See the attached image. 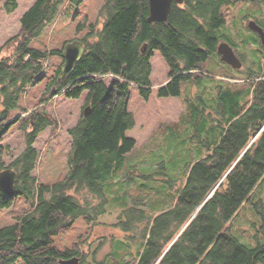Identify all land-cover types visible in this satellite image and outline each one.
Wrapping results in <instances>:
<instances>
[{"label": "trees", "instance_id": "obj_1", "mask_svg": "<svg viewBox=\"0 0 264 264\" xmlns=\"http://www.w3.org/2000/svg\"><path fill=\"white\" fill-rule=\"evenodd\" d=\"M71 1L78 5L83 0ZM65 2L34 0L20 19L19 31L0 46V144L14 127L26 143L10 162L5 158L11 155L10 146L0 145V172L12 168L18 174L15 187L0 192V208H10L20 196L29 202L24 215L0 228V264L19 259L25 264H64L75 256L81 258L80 264L86 262L85 239L63 251L53 244V237L69 230L81 216L95 228L107 213L104 181L137 144L127 136L135 124L128 109L130 89L137 85L142 96L149 97L156 50L170 66L168 82L158 87L160 96L180 95L184 81L200 87L205 76L224 77L229 83L214 86L222 134L208 144L204 157L188 167L170 208L150 216L143 202L134 201L119 214L112 226L139 244L136 255L120 264L264 263V243L248 247L228 226L264 177V54L259 62L253 59L252 67L235 69V76H212L206 70L221 40L229 41L217 31L227 23L224 7L237 0L174 2L167 21L152 23L149 0H105L97 22L87 17L78 24V32L87 33L80 39L85 53L74 72L59 80V65L40 102L29 112L21 101L28 88L45 77L48 56L59 55L64 62L63 50L44 52L31 44L55 21ZM18 6L19 0H5L9 12ZM59 94L85 98L81 116L69 130L73 140L69 173L46 185L34 175L39 158L35 143L46 128L59 129L58 118L46 108ZM88 106L90 112L85 114ZM204 106L206 111L210 108ZM261 214L264 232L263 208Z\"/></svg>", "mask_w": 264, "mask_h": 264}, {"label": "rangeland", "instance_id": "obj_2", "mask_svg": "<svg viewBox=\"0 0 264 264\" xmlns=\"http://www.w3.org/2000/svg\"><path fill=\"white\" fill-rule=\"evenodd\" d=\"M33 2L19 0L18 8L9 12L5 0H0V46L19 31L20 19ZM104 3L105 0H83L77 5L66 0L55 21L32 41L31 46L44 52L63 50L69 42L86 35L87 30L78 32V24L87 17L90 22H97ZM223 10L227 23L217 31L218 34L229 39L237 53L242 54L247 66L252 65L253 59L259 62L257 59L263 54L253 44L257 35L248 28V16L264 24V0H237ZM221 41L229 42L226 39ZM47 61L49 66L45 77L30 86L21 101L29 112L40 102L49 78L63 64L59 55H49ZM151 64L153 87L149 97L142 96L137 85H132L130 89L128 109L134 116L135 124L127 131V136L134 138L137 144L104 181L109 199L107 213L100 217V224L95 228L81 216L69 230L53 237V244L63 251L72 249L74 243L85 239L89 251L83 264H120L134 257L139 244L126 239L121 230L112 226L118 222L119 214L134 201L143 202V208L150 216L170 208L186 178L188 167L204 157L208 153V144L214 143L222 134V118L216 113L218 98L214 86H228L229 83L221 79L224 77L215 80L205 76L200 87H192L190 81H184L180 95L160 96L158 87L168 82L170 66L158 50L154 52ZM254 68L257 69L256 66ZM206 70L212 76L238 74L218 53L210 55ZM233 80L236 79L230 81ZM84 98L85 95L79 99H68L60 94L46 103L47 110L58 118L60 126L57 131L46 128L35 143L39 158L34 175L40 183L51 185L67 177L73 141L69 130L81 116ZM204 104L210 106L207 111ZM29 112L22 116H27ZM7 144L11 155L7 154L5 158L10 162L26 147L25 138L18 128L14 127L0 145ZM262 208L264 177L228 223L233 235L251 248L264 243ZM28 209L29 202L24 196L18 197L10 208H0V228L13 224ZM14 264L25 262L19 259Z\"/></svg>", "mask_w": 264, "mask_h": 264}, {"label": "water", "instance_id": "obj_3", "mask_svg": "<svg viewBox=\"0 0 264 264\" xmlns=\"http://www.w3.org/2000/svg\"><path fill=\"white\" fill-rule=\"evenodd\" d=\"M185 0H149V16L148 22H164L167 21L172 10L173 3L183 4ZM249 27L258 32L261 41L264 45V29L256 21L251 20ZM218 53L221 55V59L227 64L235 68L242 67V61L237 55L234 47L226 41H221L217 47ZM85 53V45L81 40H75L69 42L63 49L64 63L59 73V80H64L70 76L76 65L80 62ZM90 107L85 109V114H89ZM261 127L255 134L257 137L262 131ZM18 182V174L12 168H6L0 172V192L11 191ZM80 257H72L70 259L62 261L64 264H80Z\"/></svg>", "mask_w": 264, "mask_h": 264}, {"label": "flooded vegetation", "instance_id": "obj_4", "mask_svg": "<svg viewBox=\"0 0 264 264\" xmlns=\"http://www.w3.org/2000/svg\"><path fill=\"white\" fill-rule=\"evenodd\" d=\"M250 18H248V28H249V22L251 21V20H254V21H256L260 26H262L263 27V29H264V24L263 23H261L258 19H256V18H254V17H252V16H249ZM252 17V18H251ZM254 18V19H253ZM255 32V34L257 35V38L255 39V42H253V44L255 45V46H257L259 49H258V51H259V53L261 52L262 54H264V45L262 44V41H261V38H260V35L258 34V32H256V31H254ZM256 40H258V42L256 43ZM263 46V48L262 47H260V46ZM258 53V54H259ZM238 56H239V54H238ZM240 57V56H239ZM240 59H241V61H242V67L240 68V69H243L245 66H247L246 65V63L244 62V60H243V58L242 57H240ZM258 60V59H257ZM252 63H253V60H252ZM249 67H252V65L251 66H247V68H249Z\"/></svg>", "mask_w": 264, "mask_h": 264}]
</instances>
